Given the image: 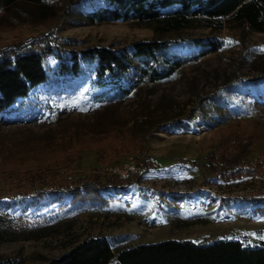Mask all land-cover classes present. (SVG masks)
<instances>
[{"label": "rangeland", "instance_id": "obj_1", "mask_svg": "<svg viewBox=\"0 0 264 264\" xmlns=\"http://www.w3.org/2000/svg\"><path fill=\"white\" fill-rule=\"evenodd\" d=\"M62 3L51 5L55 17L61 15ZM15 9L17 12L10 9V14L20 19L22 13L27 22L12 25L0 16V46L37 35L54 22V18L41 20L33 3L18 0ZM55 27L59 37L77 40L72 47L123 48L153 35L148 27L120 21L89 25L63 17ZM174 36L178 42L168 54L179 58L182 64L169 79L142 84L120 100L93 104L84 96L87 79L82 77L66 82L62 88L54 86L60 89L61 96L52 104L28 106L0 115V164H11L17 159L49 161L75 141L82 146L75 166L80 174L96 170L107 173L108 165L120 164L128 155L135 159L140 149L147 160L156 162V167L136 179L131 187L105 190L102 192L105 197L137 203V195L142 193L143 201L156 197L168 208L197 205L207 210L214 208L222 197L264 195V171L220 181L206 169L204 159L206 153L226 140L227 134L246 132L249 124L264 134V86L259 84V78L264 79V32L241 33L235 23L224 21L219 29L193 28ZM197 36H213L221 44L214 52L193 58L199 50L191 41ZM215 92L225 93L229 100L231 95L235 97L227 104L211 97ZM248 101L261 107L254 115H246L250 119L240 123L231 119L215 130H209L203 120L213 113L242 110ZM186 115H190L187 125L182 121ZM135 117L145 121L137 126ZM175 120L181 122L174 123ZM150 123L161 128L144 136ZM142 132L143 138H138ZM244 159L251 163L264 159V138L254 142ZM10 187L7 179L0 177L2 217L20 220L39 215L64 200L59 195L41 200L8 198ZM96 234L130 235L125 241L130 245L167 238L204 242L216 236L238 234L252 241H264V211L180 227L153 215L85 211L60 220L54 233L40 239L0 243V257H15L16 264H39Z\"/></svg>", "mask_w": 264, "mask_h": 264}, {"label": "trees", "instance_id": "obj_2", "mask_svg": "<svg viewBox=\"0 0 264 264\" xmlns=\"http://www.w3.org/2000/svg\"><path fill=\"white\" fill-rule=\"evenodd\" d=\"M17 1L0 0V16L12 25L27 22L22 13L20 19H16L9 12L10 9L17 12ZM22 1L35 4L41 20L54 18V22L37 35L0 46V115L28 106L52 104L61 96L60 89H54V86L62 88L66 82L82 77L87 79L84 96L93 104L120 100L142 84L169 79L182 62L169 55L168 51L178 42L174 35L187 29H219L224 21H232L241 33L264 32V0ZM59 2H64L62 12L55 17L51 5ZM63 17L75 18L89 25L120 21L148 27L153 35L123 48L72 47L77 40L61 38L56 33V22ZM191 42L199 50L193 58L214 52L221 44L220 39L213 36H197ZM259 80L263 87L264 79ZM211 97L228 104L235 95H231L229 100L225 93L215 92ZM243 106L245 110L213 113L203 120L209 130H215L231 119L237 123L250 119L246 115H254L261 109L250 101ZM189 116L182 120L185 125ZM135 119L137 126L145 121ZM249 125L246 132L237 130L227 134L226 140L205 154L206 169L220 181L243 173L264 171V159L252 163L244 161L254 142L264 138L263 133L255 131L256 126ZM160 128L159 124L150 123L145 135L142 132L138 138ZM81 150L82 146L73 141L49 161L17 159L11 164H0V177L6 178L11 186L8 198L41 200L59 195L64 199L61 204L39 215L25 216L20 220L0 216V243L40 239L54 233L60 220L85 211L153 215L179 227L264 211L262 194L222 197L214 208L207 210L197 205L168 208L156 197L143 201L142 193H138L137 203L105 197L102 194L105 190L131 187L136 179L154 169L156 162L147 160L140 149L135 155L134 172L121 179L97 170L80 174L75 166L80 160ZM129 236L88 235L60 255L39 264H264V241H252L241 234L216 236L204 242L167 238L133 245L125 243ZM16 262L15 257H0V264Z\"/></svg>", "mask_w": 264, "mask_h": 264}, {"label": "built area", "instance_id": "obj_3", "mask_svg": "<svg viewBox=\"0 0 264 264\" xmlns=\"http://www.w3.org/2000/svg\"><path fill=\"white\" fill-rule=\"evenodd\" d=\"M135 159L132 155L125 157L122 163L117 165H108L105 169L107 173L114 174L118 178H123L134 171Z\"/></svg>", "mask_w": 264, "mask_h": 264}]
</instances>
